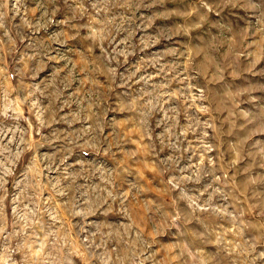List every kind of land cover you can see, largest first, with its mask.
Returning <instances> with one entry per match:
<instances>
[{"label":"rangeland","instance_id":"rangeland-1","mask_svg":"<svg viewBox=\"0 0 264 264\" xmlns=\"http://www.w3.org/2000/svg\"><path fill=\"white\" fill-rule=\"evenodd\" d=\"M0 264H264V0H0Z\"/></svg>","mask_w":264,"mask_h":264}]
</instances>
